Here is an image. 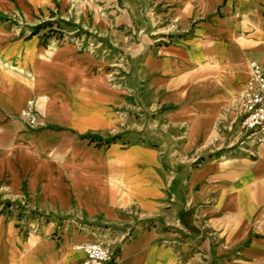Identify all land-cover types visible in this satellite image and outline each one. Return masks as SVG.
Segmentation results:
<instances>
[{
    "label": "crops",
    "instance_id": "crops-1",
    "mask_svg": "<svg viewBox=\"0 0 264 264\" xmlns=\"http://www.w3.org/2000/svg\"><path fill=\"white\" fill-rule=\"evenodd\" d=\"M253 61L264 0H0V264H264Z\"/></svg>",
    "mask_w": 264,
    "mask_h": 264
},
{
    "label": "built area",
    "instance_id": "built-area-1",
    "mask_svg": "<svg viewBox=\"0 0 264 264\" xmlns=\"http://www.w3.org/2000/svg\"><path fill=\"white\" fill-rule=\"evenodd\" d=\"M252 84L244 91L240 100L239 115L233 121L237 132L262 141L264 138V66L261 62L250 63ZM42 101L47 96H41ZM20 118L33 128L40 127L42 114L35 99H30L20 113ZM86 257L78 264H107L112 259L111 248L101 241L82 245Z\"/></svg>",
    "mask_w": 264,
    "mask_h": 264
},
{
    "label": "rangeland",
    "instance_id": "rangeland-1",
    "mask_svg": "<svg viewBox=\"0 0 264 264\" xmlns=\"http://www.w3.org/2000/svg\"><path fill=\"white\" fill-rule=\"evenodd\" d=\"M70 2H79L80 3V1L81 0H69ZM94 2H92V5H93V8H94V4H93ZM96 8H97V10H99L100 11V14H103V12H104V10L102 9V10H100V7L98 6V5H96L95 6ZM90 15H91V13H90ZM50 21V20H49ZM46 22H48V21H46ZM46 22L45 23H43V24H46ZM43 26H45V25H43ZM264 72V71H263ZM239 108H240V106H239ZM238 111H239V109H238ZM234 128H235V130H236V124H235V126H234ZM218 132V131H217ZM175 138H174V140L176 141V140H184V139H186V137H187V128H186V126H184L182 129H181V131H180V133L179 134H177L176 136H174ZM177 137H180V138H177ZM118 141V140H117ZM130 142V140L127 142V143H129ZM144 142H147V143H149V144H154V141H152V140H149V139H144ZM176 146V145H175Z\"/></svg>",
    "mask_w": 264,
    "mask_h": 264
},
{
    "label": "trees",
    "instance_id": "trees-1",
    "mask_svg": "<svg viewBox=\"0 0 264 264\" xmlns=\"http://www.w3.org/2000/svg\"><path fill=\"white\" fill-rule=\"evenodd\" d=\"M45 23V22H44ZM43 25H45V26H48V25H51V22L50 21H48V22H46V24H40V25H38L37 27H38V29H40ZM83 137H89V138H92V139H95L96 138V136H94V135H84ZM117 137H113V138H110L109 140H108V142H112V141H114L115 139H116Z\"/></svg>",
    "mask_w": 264,
    "mask_h": 264
},
{
    "label": "bare ground",
    "instance_id": "bare-ground-1",
    "mask_svg": "<svg viewBox=\"0 0 264 264\" xmlns=\"http://www.w3.org/2000/svg\"><path fill=\"white\" fill-rule=\"evenodd\" d=\"M249 67H250V65H249ZM251 68V67H250ZM250 71H251V69H250Z\"/></svg>",
    "mask_w": 264,
    "mask_h": 264
}]
</instances>
